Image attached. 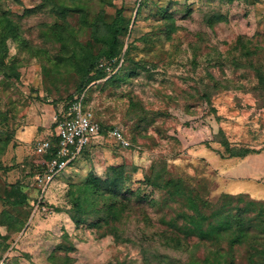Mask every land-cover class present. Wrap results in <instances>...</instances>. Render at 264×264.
<instances>
[{
	"label": "rangeland",
	"instance_id": "1",
	"mask_svg": "<svg viewBox=\"0 0 264 264\" xmlns=\"http://www.w3.org/2000/svg\"><path fill=\"white\" fill-rule=\"evenodd\" d=\"M119 11L131 22L121 68L86 87L85 106L123 140L101 133L56 177L50 210L38 211L35 176L46 165L40 143L67 114ZM260 75L264 0H0V258L163 264L166 257L189 264L192 254L227 249L187 234L184 216L192 211L185 195L158 183L182 181L209 215L225 195L264 201ZM241 148L257 152L230 157V149ZM120 165L119 194H92L84 203L89 215L76 223L74 199L91 177L105 181ZM109 206L124 209L119 222L104 220L112 219ZM237 249L241 263L250 264L249 245Z\"/></svg>",
	"mask_w": 264,
	"mask_h": 264
},
{
	"label": "trees",
	"instance_id": "2",
	"mask_svg": "<svg viewBox=\"0 0 264 264\" xmlns=\"http://www.w3.org/2000/svg\"><path fill=\"white\" fill-rule=\"evenodd\" d=\"M65 13V12H62ZM6 27L11 30L12 36L17 37L16 26L11 20L3 22ZM131 22L123 15L121 11L118 12L112 23L106 26L107 35L105 37L106 45L101 53L92 58L86 65L83 73V80L76 91V95H71V100L67 105V110L71 105L83 95L86 96V87L91 83L112 78L121 67L120 60L123 57V40L130 28ZM14 33V34H13ZM10 34V36H11ZM6 41V37L2 38ZM103 60L111 63V70L108 71L106 67H101L100 64ZM125 62V59H124ZM261 77V78H260ZM259 77V83L264 85V78L262 75ZM101 125V124H100ZM110 131L101 126V133L110 135ZM53 142L52 148L46 153V163L52 160L57 155L58 139L53 134L51 139ZM230 157H246L250 153L257 152L251 148L230 149ZM45 166L42 168V170ZM124 165L113 168L111 177L105 181H100L96 177H91L88 181L87 187L82 194L74 199V207L79 212V216L75 217L76 223H82L83 218L89 215L90 208L86 207L84 203L91 200L92 194L99 195L103 192L109 193L112 196L119 194L120 184L123 182ZM160 187L173 189L177 195H185L187 205L192 211V214H185V219L188 221L186 225L187 234H195L200 238L199 244H203L204 238H211L217 246L225 244L227 249L217 248L215 251L210 252L208 255L190 256L189 264H242L239 256L237 255V246L249 245V263L250 264H264V239H261L258 234L264 232V201L250 199L248 196L241 195H225L222 204L210 215L205 213L206 202L199 201L197 198L186 194L182 181L168 179L162 183H158ZM108 214L112 217L106 220V223L119 222L122 219L124 209L115 210L114 206L108 207ZM253 213V217L250 216ZM256 222V224H253ZM0 219V226H4ZM254 228L258 234H252L251 230ZM181 247L189 249V243L178 240ZM196 246V244H195ZM194 248V247H193ZM183 249V248H182ZM184 251V250H183ZM194 253L195 250H189ZM2 258H0L1 260ZM163 264H176L170 263L172 259L161 257ZM187 264V262L185 263Z\"/></svg>",
	"mask_w": 264,
	"mask_h": 264
},
{
	"label": "built area",
	"instance_id": "3",
	"mask_svg": "<svg viewBox=\"0 0 264 264\" xmlns=\"http://www.w3.org/2000/svg\"><path fill=\"white\" fill-rule=\"evenodd\" d=\"M101 67L111 70V63L103 60ZM101 134V125L95 118L91 108L85 106V96L78 98L70 107L67 114L57 120L54 136L58 139V151L56 157L49 160L45 168L35 176V183L39 191L36 201L38 211L50 210L48 194L56 177L64 172L93 140ZM111 136L123 140L121 131L114 129ZM51 140L40 143L39 149L45 154L52 148ZM0 264H7L6 258L0 260Z\"/></svg>",
	"mask_w": 264,
	"mask_h": 264
}]
</instances>
